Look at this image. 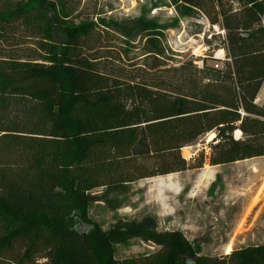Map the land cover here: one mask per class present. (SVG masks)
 <instances>
[{
  "label": "trees",
  "instance_id": "trees-1",
  "mask_svg": "<svg viewBox=\"0 0 264 264\" xmlns=\"http://www.w3.org/2000/svg\"><path fill=\"white\" fill-rule=\"evenodd\" d=\"M173 1L223 32L219 66L170 64L162 27L141 16L76 21L66 0H0V264H264V245L205 257L152 217H88L95 202L118 210L131 184L202 168L181 150L203 135L211 167L264 157V0ZM108 34L126 56L139 39L144 62L120 65ZM133 239L158 249L117 260Z\"/></svg>",
  "mask_w": 264,
  "mask_h": 264
},
{
  "label": "rangeland",
  "instance_id": "rangeland-1",
  "mask_svg": "<svg viewBox=\"0 0 264 264\" xmlns=\"http://www.w3.org/2000/svg\"><path fill=\"white\" fill-rule=\"evenodd\" d=\"M66 1L74 8L70 14L76 21L87 16L116 19L141 16L162 27L167 55L174 66L189 60L198 65L205 59L207 64L219 66L218 60L224 58L223 32L202 15H181L173 0ZM108 41L110 46L121 49L120 55H113L121 57L120 65L131 69L129 64L144 62L139 39L133 41L134 47L127 56L121 37L111 34ZM220 51L223 53L218 54ZM209 56L215 60L208 59ZM261 90L264 91V83ZM262 94L258 103L262 102ZM211 136L214 135H203L181 150L187 162H202V168L131 184L125 194L114 196L118 210L110 211L101 202H95L88 209V217L102 229L118 219L139 221L152 217L157 231H181L196 253L205 257L225 258L229 255L226 256L228 247L232 252L264 245V157L212 168L208 165ZM157 249L149 242L133 239L115 247V258L143 257Z\"/></svg>",
  "mask_w": 264,
  "mask_h": 264
},
{
  "label": "bare ground",
  "instance_id": "bare-ground-1",
  "mask_svg": "<svg viewBox=\"0 0 264 264\" xmlns=\"http://www.w3.org/2000/svg\"><path fill=\"white\" fill-rule=\"evenodd\" d=\"M223 53V51H220L218 54H222ZM235 135H236V137H239L240 136V133L237 131L236 133H235ZM211 139H212V136H211ZM230 252H231V248H227L226 249V255H228V254H230Z\"/></svg>",
  "mask_w": 264,
  "mask_h": 264
},
{
  "label": "crops",
  "instance_id": "crops-1",
  "mask_svg": "<svg viewBox=\"0 0 264 264\" xmlns=\"http://www.w3.org/2000/svg\"><path fill=\"white\" fill-rule=\"evenodd\" d=\"M264 83V82H263ZM261 90V89H260ZM260 92H264V91H259V93H258V95H257V99H256V101L258 100V96H259V94H260ZM264 99V94H262V100ZM214 167H218V166H214ZM214 167H212V168H214ZM182 174V173H181ZM176 174H173V175H169V176H175Z\"/></svg>",
  "mask_w": 264,
  "mask_h": 264
},
{
  "label": "built area",
  "instance_id": "built-area-1",
  "mask_svg": "<svg viewBox=\"0 0 264 264\" xmlns=\"http://www.w3.org/2000/svg\"><path fill=\"white\" fill-rule=\"evenodd\" d=\"M197 66H198V67H202V63L198 64ZM226 256H227V255H226Z\"/></svg>",
  "mask_w": 264,
  "mask_h": 264
},
{
  "label": "water",
  "instance_id": "water-1",
  "mask_svg": "<svg viewBox=\"0 0 264 264\" xmlns=\"http://www.w3.org/2000/svg\"><path fill=\"white\" fill-rule=\"evenodd\" d=\"M239 138H240V136L238 138L235 137V139H239Z\"/></svg>",
  "mask_w": 264,
  "mask_h": 264
}]
</instances>
